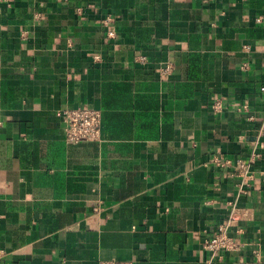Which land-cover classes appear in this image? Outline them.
<instances>
[{
	"label": "crops",
	"instance_id": "1",
	"mask_svg": "<svg viewBox=\"0 0 264 264\" xmlns=\"http://www.w3.org/2000/svg\"><path fill=\"white\" fill-rule=\"evenodd\" d=\"M262 84L264 0H0V264H264Z\"/></svg>",
	"mask_w": 264,
	"mask_h": 264
},
{
	"label": "built area",
	"instance_id": "2",
	"mask_svg": "<svg viewBox=\"0 0 264 264\" xmlns=\"http://www.w3.org/2000/svg\"><path fill=\"white\" fill-rule=\"evenodd\" d=\"M5 1V0H4ZM263 19L262 16L255 18V21L259 22ZM109 36H113L114 32H108ZM27 36L26 31L21 32V37L24 39ZM243 48L247 49L248 46L244 45ZM99 56L95 55L94 59H98ZM147 57L145 54H139L135 57V61L138 63H145ZM246 64H242L241 68H245ZM159 72L161 74H168L170 72V66L166 65L162 67ZM259 91L261 93V102L264 104V84L260 85ZM221 100L214 99L211 103L212 111L218 112L222 108ZM58 116L61 118L64 124V137L67 142L78 143L82 141L97 140L99 127L101 123V113L94 108H64L57 111ZM264 148V142H257L248 157L237 158L234 161L235 169L240 176L245 179L252 177L251 167L255 164L256 160L260 158L261 152L259 150ZM217 164L221 166L231 165L230 159L223 161L217 160ZM100 207H93V210H99ZM234 220V213L230 212L228 222ZM227 222V224H228ZM227 224H220L216 232L205 238L201 244L202 249L207 253V259L205 264H210L212 260L219 255L222 251L237 250L241 247L242 243L233 236H230L227 231ZM97 264H133L129 260H99Z\"/></svg>",
	"mask_w": 264,
	"mask_h": 264
}]
</instances>
